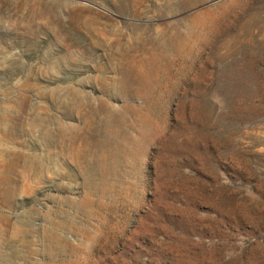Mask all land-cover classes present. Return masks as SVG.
Wrapping results in <instances>:
<instances>
[{
  "label": "rangeland",
  "instance_id": "374dc122",
  "mask_svg": "<svg viewBox=\"0 0 264 264\" xmlns=\"http://www.w3.org/2000/svg\"><path fill=\"white\" fill-rule=\"evenodd\" d=\"M0 264H264V0H0Z\"/></svg>",
  "mask_w": 264,
  "mask_h": 264
}]
</instances>
